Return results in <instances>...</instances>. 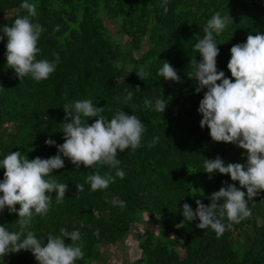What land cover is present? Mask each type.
<instances>
[{"label": "trees", "instance_id": "16d2710c", "mask_svg": "<svg viewBox=\"0 0 264 264\" xmlns=\"http://www.w3.org/2000/svg\"><path fill=\"white\" fill-rule=\"evenodd\" d=\"M22 2L0 0V29L5 24L11 26L18 12L27 14L20 9ZM29 2L37 6L34 22L45 29L37 59L52 60L58 53L60 63L47 80L36 82L31 76L19 80L7 66V38L0 40V160L11 151H20L29 160L56 155V145L64 143L63 106L77 100L104 106L103 115L109 119L115 110L123 109L136 115L146 128L141 147L118 152L125 177L117 178L107 189L92 191L86 177L93 172L114 174V170L100 165L77 169L61 154L64 168L53 170L52 178L67 183L64 201L57 205L53 192L50 212L45 217L34 216L30 230L45 238V244L46 236L58 235L61 227L78 230L84 256L76 264H92L101 261L104 245L116 247L148 213L158 221L159 231L138 236L142 256L136 264H264V191L249 202L251 216L219 237L211 228H197L198 219L176 227L183 220L184 203L195 210L197 199L210 204L208 197L225 182L240 187L229 175L206 173V159L219 156L226 163H246L245 150L212 141L210 130L200 127L199 102L207 89L197 92L198 81L188 76L195 60L201 59L194 45L205 35L203 28L213 14L230 15L233 23L220 34L213 33L219 48L217 69L230 78L227 64L231 47L246 42L248 34H264V0ZM106 20L117 26V33L127 37L126 42L106 35L110 32ZM164 61L175 68L180 83L157 74ZM141 67L149 73L146 80L136 74ZM125 89L133 92L126 104L121 102ZM157 98L167 102L163 113L144 107L145 99L154 105ZM153 137H159L158 142L149 148ZM46 139L56 145H46ZM3 173L0 168V180ZM78 183L84 185L79 193ZM117 200L125 201V206L114 204ZM18 218L5 208L0 212V225L18 230ZM223 222L227 224L226 218ZM97 229L99 238L94 235ZM0 264L38 262L30 251L21 250L0 258Z\"/></svg>", "mask_w": 264, "mask_h": 264}, {"label": "clouds", "instance_id": "9594fccd", "mask_svg": "<svg viewBox=\"0 0 264 264\" xmlns=\"http://www.w3.org/2000/svg\"><path fill=\"white\" fill-rule=\"evenodd\" d=\"M20 9L27 14L20 15L18 12L11 26L5 24L0 29L3 33L0 40L7 38V66L14 70L19 80L26 76H31L36 82L47 80L56 71L60 56L54 53L52 60L37 59L41 53L38 43L45 29L39 22H34L37 16L35 3L23 0ZM231 23L233 19L230 15L221 16L216 12L211 16L203 28L205 35L194 45L201 59L195 60L188 76L198 81L197 92L207 89L199 102L198 112L202 115L200 127L203 129L206 126L210 130L212 141L237 145L246 154V163H226L219 156L206 159L205 172L211 175L218 171L229 175L232 181L239 182L240 187L225 182L208 197L210 204L205 205L197 199L195 210L184 203L183 220L176 225L181 228L185 221L191 223L198 219L197 228H211L217 237L231 229L233 224L250 217L249 202L264 191V34H248L246 42L231 47L227 64L231 73L229 78L224 71L217 69L219 48L213 33L220 34ZM116 66L119 68L121 64ZM136 74L141 80L149 76L143 67ZM157 74L165 80L181 82L177 71L167 61ZM125 92L121 102L126 104L132 99L133 92L128 89ZM144 107L163 113L167 102L157 98L153 105L152 100L145 99ZM63 109L64 143L56 145L54 140H45L46 145H56V155L29 160L20 151H11L0 160V168L4 169L3 179L0 180V212L7 208L9 213H16L19 217L15 222L18 230L12 231L0 225V258L24 250L30 251L38 264H76L84 256V241L78 230L68 231L61 227L58 235L49 233L46 236V244L45 238H38L30 230L34 216L45 217L50 212L53 192L57 205L64 201L67 183H58L52 178L53 170L64 168L61 154L77 169L81 165L85 168L100 165L114 170V174L93 172L86 177L91 190L97 191L107 189L117 178L125 177L121 161L117 158L118 152L129 148L135 151L142 146L146 128L134 114L117 109L109 119L103 115L104 106L97 107L88 99L66 103ZM91 118L95 119L89 124L87 121ZM158 139L153 137L148 147H153ZM76 188L78 193L82 192L84 185L78 183ZM241 189H246V192ZM125 203L122 200L114 202L121 208ZM16 205H19L18 210ZM225 218L227 224L223 222ZM99 234L97 229L94 235L99 238ZM66 240L71 243H66Z\"/></svg>", "mask_w": 264, "mask_h": 264}, {"label": "rangeland", "instance_id": "374dc122", "mask_svg": "<svg viewBox=\"0 0 264 264\" xmlns=\"http://www.w3.org/2000/svg\"><path fill=\"white\" fill-rule=\"evenodd\" d=\"M106 23L108 24V29L110 31L109 33L106 31V35L109 38L113 39L111 37L113 36L118 41H127V37H123L117 33V26L113 22L106 20ZM158 225V221L154 217L150 216L148 213L143 214L142 223L134 224L131 233L124 241L119 242L116 247H108L104 245L102 248L103 257L101 261H95L92 264H136L142 256L139 249L138 236H145L148 232H154L157 234L159 231Z\"/></svg>", "mask_w": 264, "mask_h": 264}]
</instances>
